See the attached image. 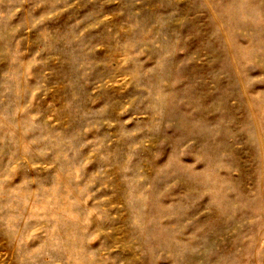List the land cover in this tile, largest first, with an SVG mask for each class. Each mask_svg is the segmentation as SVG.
<instances>
[{
    "label": "rangeland",
    "instance_id": "374dc122",
    "mask_svg": "<svg viewBox=\"0 0 264 264\" xmlns=\"http://www.w3.org/2000/svg\"><path fill=\"white\" fill-rule=\"evenodd\" d=\"M0 264H264V0H0Z\"/></svg>",
    "mask_w": 264,
    "mask_h": 264
}]
</instances>
